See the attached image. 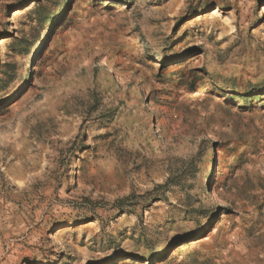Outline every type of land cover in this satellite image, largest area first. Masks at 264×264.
Listing matches in <instances>:
<instances>
[{"label": "rangeland", "instance_id": "1", "mask_svg": "<svg viewBox=\"0 0 264 264\" xmlns=\"http://www.w3.org/2000/svg\"><path fill=\"white\" fill-rule=\"evenodd\" d=\"M263 6L0 0V264H264Z\"/></svg>", "mask_w": 264, "mask_h": 264}, {"label": "bare ground", "instance_id": "2", "mask_svg": "<svg viewBox=\"0 0 264 264\" xmlns=\"http://www.w3.org/2000/svg\"><path fill=\"white\" fill-rule=\"evenodd\" d=\"M264 12V6H263V8H262V13ZM108 76V75H107ZM212 197L213 198H216V194H215V192H212ZM179 204L178 203H176L175 204V206H178ZM201 205L199 204V203H197L195 206H194V208L195 209H197V210H199L198 208L200 207ZM145 224H146V226H149L150 225V221L149 220H146L145 221ZM140 250H142V248H140Z\"/></svg>", "mask_w": 264, "mask_h": 264}]
</instances>
